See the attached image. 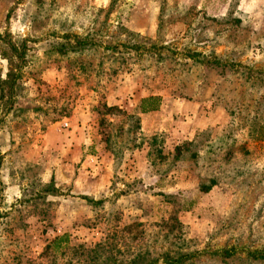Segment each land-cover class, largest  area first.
Wrapping results in <instances>:
<instances>
[{
  "label": "rangeland",
  "instance_id": "374dc122",
  "mask_svg": "<svg viewBox=\"0 0 264 264\" xmlns=\"http://www.w3.org/2000/svg\"><path fill=\"white\" fill-rule=\"evenodd\" d=\"M10 45L0 264H264V0H0Z\"/></svg>",
  "mask_w": 264,
  "mask_h": 264
},
{
  "label": "trees",
  "instance_id": "16d2710c",
  "mask_svg": "<svg viewBox=\"0 0 264 264\" xmlns=\"http://www.w3.org/2000/svg\"><path fill=\"white\" fill-rule=\"evenodd\" d=\"M65 41L59 45V50L57 51L59 54H67L68 51L70 52H78L81 51L83 49H86L88 47L94 46L96 45L95 43V37L92 34H88L85 37H73L70 35L64 36ZM110 47V46H108ZM5 54L8 55L6 56V59H8L9 63H10V69L6 75V79H2L0 78V103H2V109L0 111V113L2 111H10L12 109V107H14V95H15V88L17 85L18 80L21 77V71H22V65L20 64V61H22L25 58L26 55V51L21 50L20 48H18L15 45H10L8 50H5ZM4 54V55H5ZM191 59L197 61H200V63H207V64H218V59L214 58V61H211L209 59V57L200 54V53H193V55L189 56ZM202 60H199L201 59ZM211 58V57H210ZM212 59V58H211ZM221 60V59H219ZM144 102L146 103H152L151 107H148L147 109H145L144 105H142V110L144 112L146 111H156L159 108V99L158 98H150L148 100H145ZM141 108V106H140ZM108 112H115V111H121L119 108L117 107H110L107 108ZM117 113V112H116ZM2 117L0 116V119ZM176 151V158H178L182 152V147H177L175 149ZM2 169V158L0 156V172ZM211 186L210 187H204L202 188V191L204 192H209L211 190ZM5 186L3 184V182L1 181L0 178V220L6 216V213H2L4 212L3 209H5L6 205H5ZM91 201V200H90ZM92 203H94L95 201H91ZM94 204L99 205L101 204V201H97ZM226 255L230 256L231 253L229 251L225 252ZM179 259H184L185 254H180ZM252 257L254 259H260V260H264V256L263 254L260 255H256L253 254ZM165 258H172L174 259L173 256L166 254ZM169 264L171 263H177L175 261L172 262H168Z\"/></svg>",
  "mask_w": 264,
  "mask_h": 264
},
{
  "label": "crops",
  "instance_id": "0c3cea01",
  "mask_svg": "<svg viewBox=\"0 0 264 264\" xmlns=\"http://www.w3.org/2000/svg\"><path fill=\"white\" fill-rule=\"evenodd\" d=\"M150 99V98H149ZM145 100H148V99H145ZM145 100H143L142 102H141V112H143V114H142V116H144L145 117V115H146V113L148 114L149 112H150V114L151 113H154V112H157V110L156 111H146V112H144L143 110H142V105H144V107H145V109H147L146 108V102H144ZM160 103V102H159ZM150 104V103H149ZM158 110H159V108H158Z\"/></svg>",
  "mask_w": 264,
  "mask_h": 264
}]
</instances>
